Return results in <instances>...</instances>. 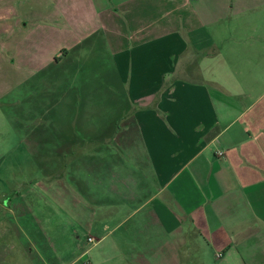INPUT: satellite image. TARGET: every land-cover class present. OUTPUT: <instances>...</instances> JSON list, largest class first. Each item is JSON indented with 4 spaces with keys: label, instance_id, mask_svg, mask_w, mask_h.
Instances as JSON below:
<instances>
[{
    "label": "crops",
    "instance_id": "1",
    "mask_svg": "<svg viewBox=\"0 0 264 264\" xmlns=\"http://www.w3.org/2000/svg\"><path fill=\"white\" fill-rule=\"evenodd\" d=\"M257 2L264 4L92 3L100 25L89 38H102L133 110L114 133L113 104L104 112L90 89L88 103L74 104L82 123L61 119L56 134L37 136L49 146L41 164L46 178L59 185L68 178V194H59L64 203L55 217L43 213L49 199L25 202L22 192L0 203L8 213L0 216V264H264V105L243 110V79L224 63L210 72L204 45L210 28L218 26L220 42L225 22L236 17L231 48L218 60L237 62L239 29L249 47L261 45L264 53V23L238 21ZM181 32L194 38L192 46ZM113 93L104 95L113 102ZM38 209L42 216L35 217ZM38 218L57 225L39 231Z\"/></svg>",
    "mask_w": 264,
    "mask_h": 264
},
{
    "label": "rangeland",
    "instance_id": "2",
    "mask_svg": "<svg viewBox=\"0 0 264 264\" xmlns=\"http://www.w3.org/2000/svg\"><path fill=\"white\" fill-rule=\"evenodd\" d=\"M94 2L95 0H0V203L2 204L5 202L7 205L10 197L22 192L25 202L33 200L34 203H40L41 199H49V208H44L43 213L55 217L59 212L58 205L64 203L59 200V194H68L69 180L66 178L67 182L63 181L59 185L58 181H54L55 177L46 178L41 164L45 161L49 146L40 142L37 136L48 129L53 130L50 134H56L57 123L61 119L72 121L71 125L76 123L73 121H77L76 124L82 123L77 108L78 104H83L82 97L81 100L78 98L73 103L61 102L63 94L68 93L70 88L63 82V76L65 72L67 74L70 72V67L64 69V65L67 67L72 61L80 60L78 46L100 25V19L92 9ZM256 6L255 12L242 14L238 17V21L250 18L251 22L264 23V4L257 2ZM235 18L225 22L220 42L217 39L218 26L216 29H209L210 38H207L204 44L208 51L205 52V64H208L210 72L217 70V66L223 63L235 68L233 71H238L248 97L241 96L237 100L245 110L256 101V103L261 101L260 106L264 105V78L261 83L257 80L258 76L264 74V53L261 45L249 47L245 42L248 39L245 38L247 32L239 29L236 34L233 33L239 40L238 44L233 46L237 62L230 63L228 59L222 58L218 60L221 50L224 57V50L231 48V40L234 38L231 31L236 29L231 25ZM258 34L264 35V32L259 31ZM181 35L186 43H190L191 40L192 46L194 38L189 33L186 36L181 32ZM64 51L69 54L64 55ZM190 54L189 50L187 55ZM96 55L100 58L99 63L106 62V58L102 59L104 53L96 51L93 57ZM66 56L68 57L65 59ZM202 57L196 54L199 60H202ZM58 59H60L59 63H57ZM105 72L106 70H101L98 74ZM91 75L92 72L88 77ZM240 76L237 75L234 81H238ZM213 85L210 84L211 87ZM95 89L103 92L106 90L101 87ZM97 92L100 95V97L96 96L97 103H102L103 111L105 112L108 107L106 104L109 103L113 104L117 113L119 105L114 98L112 97L114 100L112 102L110 95ZM87 94L88 92L85 93V101L88 99ZM88 102L89 100L86 103ZM75 103L77 109L74 108ZM103 111H98L99 118ZM84 112L87 115L90 113ZM113 116L115 118V112ZM73 129L84 131L80 125L74 126ZM99 131H102V127H99ZM79 135L82 138L89 137L85 132ZM77 146L82 148L89 145ZM99 187L98 184L97 188ZM6 214L8 213L0 205V216ZM38 216H42L40 209L35 212V217ZM67 217L66 222L74 224L73 215L68 213ZM52 220L40 224L41 219L38 218V230H42V226L44 229L47 227L52 230V226L57 225Z\"/></svg>",
    "mask_w": 264,
    "mask_h": 264
},
{
    "label": "trees",
    "instance_id": "3",
    "mask_svg": "<svg viewBox=\"0 0 264 264\" xmlns=\"http://www.w3.org/2000/svg\"><path fill=\"white\" fill-rule=\"evenodd\" d=\"M103 45L102 38L98 35L87 39L83 44L78 46V55L80 56V60L72 61L67 67L64 65V69L70 67V72L68 74L65 72L63 76V82H65L70 88L68 89V93L63 92L64 94L62 96L61 102L73 103L74 101H77L78 98L81 99V97L84 102L85 93L88 92L86 96L88 99L85 101L87 102L90 99V89L101 87L108 90H114L113 98L119 105L117 113L115 110V119L117 121L115 123L114 133H117V131L120 129L121 121L124 118L121 116L123 114L132 112L133 108L130 111L131 103L129 101L125 86L123 85L119 75L116 74L115 64L109 60V57H107L106 54L102 59L104 60L106 58L107 60L106 62L103 61L102 64L99 63L100 58H98L97 55L93 57L96 51H101L104 53ZM68 54V52L64 51V55ZM67 57L68 56H66V58ZM59 61L60 59L57 60V63H59ZM98 69H100V71L106 70V72L104 74L101 73L100 75L98 74L100 72ZM90 72H92V75L91 77H88ZM102 80H104V82H102ZM97 91L104 93L100 89H97ZM98 97H100V95Z\"/></svg>",
    "mask_w": 264,
    "mask_h": 264
},
{
    "label": "built area",
    "instance_id": "4",
    "mask_svg": "<svg viewBox=\"0 0 264 264\" xmlns=\"http://www.w3.org/2000/svg\"><path fill=\"white\" fill-rule=\"evenodd\" d=\"M89 242L93 244L94 243V240L92 238H90L89 239Z\"/></svg>",
    "mask_w": 264,
    "mask_h": 264
}]
</instances>
